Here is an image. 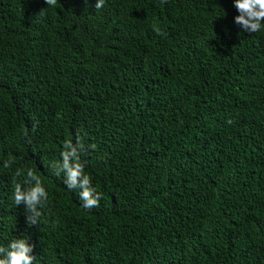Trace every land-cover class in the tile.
Segmentation results:
<instances>
[{
	"label": "trees",
	"instance_id": "16d2710c",
	"mask_svg": "<svg viewBox=\"0 0 264 264\" xmlns=\"http://www.w3.org/2000/svg\"><path fill=\"white\" fill-rule=\"evenodd\" d=\"M95 3L0 0V245L24 237L34 264H264V28L234 0ZM77 138L92 209L51 167ZM18 167L48 192L33 225Z\"/></svg>",
	"mask_w": 264,
	"mask_h": 264
},
{
	"label": "clouds",
	"instance_id": "9594fccd",
	"mask_svg": "<svg viewBox=\"0 0 264 264\" xmlns=\"http://www.w3.org/2000/svg\"><path fill=\"white\" fill-rule=\"evenodd\" d=\"M166 2L167 0H161L162 4ZM45 3L47 6H55L57 0H45ZM104 3L105 0H96L95 8L101 9ZM234 6L239 13L234 18L237 25L250 33L260 32L264 28V0H234ZM153 31L159 36L165 35L158 26H153ZM227 123L232 124L233 121L229 119ZM24 135L27 136V133ZM83 151L85 146L79 138L76 143L65 140L60 153L62 159L54 162L51 167L55 169L57 176L63 174V183L69 190L79 189L82 207L92 209L99 207L101 196L92 187L90 176L85 174L84 164L80 159V153ZM14 162L12 157L5 159L3 168H10ZM13 180V202L15 205L25 206L26 223L33 225L40 222L49 199L42 180L34 169L19 167L15 169ZM32 251L33 246L24 237L13 239L6 247L0 245V264H34Z\"/></svg>",
	"mask_w": 264,
	"mask_h": 264
}]
</instances>
